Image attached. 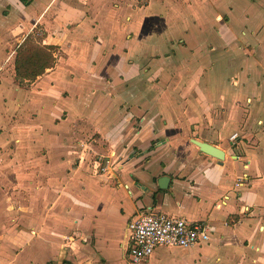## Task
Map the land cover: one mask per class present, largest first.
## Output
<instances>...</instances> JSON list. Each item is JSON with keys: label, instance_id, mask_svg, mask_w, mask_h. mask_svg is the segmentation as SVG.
Listing matches in <instances>:
<instances>
[{"label": "crops", "instance_id": "1", "mask_svg": "<svg viewBox=\"0 0 264 264\" xmlns=\"http://www.w3.org/2000/svg\"><path fill=\"white\" fill-rule=\"evenodd\" d=\"M25 1L0 0V264H264V0ZM36 28L54 64L22 78ZM146 211L209 239L134 262Z\"/></svg>", "mask_w": 264, "mask_h": 264}, {"label": "built area", "instance_id": "2", "mask_svg": "<svg viewBox=\"0 0 264 264\" xmlns=\"http://www.w3.org/2000/svg\"><path fill=\"white\" fill-rule=\"evenodd\" d=\"M107 163L108 159L101 169L105 170ZM208 239L209 227L206 223L146 211L136 214L127 224L126 252L134 262L146 261L158 246L190 247Z\"/></svg>", "mask_w": 264, "mask_h": 264}, {"label": "trees", "instance_id": "3", "mask_svg": "<svg viewBox=\"0 0 264 264\" xmlns=\"http://www.w3.org/2000/svg\"><path fill=\"white\" fill-rule=\"evenodd\" d=\"M26 3L25 0H21ZM31 39L26 38V47H20L17 51L15 70L16 73L22 78H35L37 75L42 74L46 68L53 66L54 56L52 51L55 46H34L30 45Z\"/></svg>", "mask_w": 264, "mask_h": 264}, {"label": "water", "instance_id": "4", "mask_svg": "<svg viewBox=\"0 0 264 264\" xmlns=\"http://www.w3.org/2000/svg\"><path fill=\"white\" fill-rule=\"evenodd\" d=\"M191 142L197 145L202 152L210 154L219 160H222L224 157L223 151L210 143L194 138L191 139ZM162 181H166V178L163 177Z\"/></svg>", "mask_w": 264, "mask_h": 264}, {"label": "rangeland", "instance_id": "5", "mask_svg": "<svg viewBox=\"0 0 264 264\" xmlns=\"http://www.w3.org/2000/svg\"><path fill=\"white\" fill-rule=\"evenodd\" d=\"M37 27H39V26H37ZM40 33H41V28H36V32H34V35L32 36V40H30L29 42H31L33 40L38 41V38H40V36H41ZM31 43H32V45H36L35 42H31Z\"/></svg>", "mask_w": 264, "mask_h": 264}]
</instances>
